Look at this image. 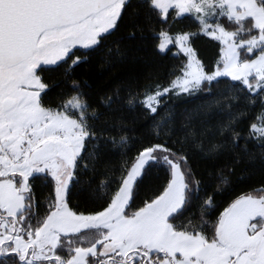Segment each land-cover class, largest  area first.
<instances>
[{
    "label": "snow or ice",
    "instance_id": "snow-or-ice-1",
    "mask_svg": "<svg viewBox=\"0 0 264 264\" xmlns=\"http://www.w3.org/2000/svg\"><path fill=\"white\" fill-rule=\"evenodd\" d=\"M184 20L194 30L170 31ZM146 31L158 54H183L179 65L90 103L74 69L98 53L100 71L124 70ZM199 36L218 46L210 68L193 46ZM47 66L63 69L71 92L49 96L58 82L45 81ZM190 98L200 102L188 107ZM222 100L227 118L209 125L201 117ZM125 108L155 117L147 138L130 139ZM190 149L207 161L210 192ZM257 168L264 0H0V264H264V182L212 217L215 197ZM194 202L199 214L185 215Z\"/></svg>",
    "mask_w": 264,
    "mask_h": 264
},
{
    "label": "trees",
    "instance_id": "trees-1",
    "mask_svg": "<svg viewBox=\"0 0 264 264\" xmlns=\"http://www.w3.org/2000/svg\"><path fill=\"white\" fill-rule=\"evenodd\" d=\"M169 21L172 20V16L169 15ZM161 27H166L161 23H157L155 25V29L158 32ZM183 27L184 30H194L189 20H184L182 24H173L171 26V30H175L176 28ZM109 39H112L111 37ZM157 41L153 38L151 32L145 33L144 38L137 39L132 42L134 46V52L136 60L132 62L131 60L126 62L124 70H112L111 72L100 71L98 69V64L100 62V56L98 53H92L87 64H81L79 67H76L72 73L73 78L77 79L81 82L83 91L89 102L92 103L96 100L97 96L101 92L108 91L114 87L117 82L125 81L130 83L133 87L138 82L143 84L144 76L146 72L151 69L153 72L157 74L160 79L166 80L168 78L169 70L176 65H179L183 56L174 57L172 51L167 52L166 54H158L157 51H154V44ZM125 43H128L125 41ZM193 46L198 52L199 58L205 64L206 67L210 68L214 62L215 56L217 54V44L214 41H211L210 38L199 36L193 38ZM79 54V53H78ZM49 71H45L41 73L43 75L46 82L57 81L58 84L54 85L49 92V96L55 95L60 87H63L66 91L71 92V88L69 84L62 79V68H57L55 66L49 67ZM226 79V78H225ZM86 81V83H84ZM223 91V87L220 89H216L215 86L213 88V92ZM225 95L227 93L225 92ZM200 97L207 98V93L199 94ZM200 102L199 98H190L187 104L188 107H192L194 104ZM226 101H221L222 111L213 108L212 112L207 117H201L202 119L206 118L209 125L215 126L218 122L224 121L228 115V109L224 108V104ZM235 103V102H234ZM185 105L182 103H177L176 110L179 112L180 108ZM260 108L259 100H257L254 107L249 110V119L243 121L242 124L238 125L241 129H246L248 123L251 118L258 114ZM124 118L129 122V126L127 128V134L130 139L135 140L140 136L148 137L149 130L152 125L153 118H149L146 115L141 113V110L137 108L135 111H129L127 108L124 109ZM179 119V118H177ZM146 142V141H145ZM249 148L256 151L259 154L260 145L249 143ZM135 151V148L132 149ZM113 160L118 159V152H113L110 154ZM189 157L191 161V166L196 172L198 177H203L205 180V184L207 186V191H212L215 186V182L213 179L207 177V161H205L201 154L198 151L193 149L189 150ZM85 176L89 175L88 173L84 174ZM247 176V174H246ZM83 178V177H82ZM95 182V180H94ZM264 182V172H261L258 168L255 169L250 177L245 179H234L233 183L228 191L223 194L217 195L215 197L217 201V208L212 213V217L214 218L218 211L232 198L236 195H239L241 192H247L251 188H259ZM75 191V189H74ZM46 192V189H42L40 186V182H36V195L37 197L42 196ZM71 203L75 204L76 199L70 198ZM144 199V194H141L137 197V200L134 201V206H136L140 201ZM189 213L199 214L196 203L194 202L192 205L188 207L185 212V215Z\"/></svg>",
    "mask_w": 264,
    "mask_h": 264
},
{
    "label": "rangeland",
    "instance_id": "rangeland-1",
    "mask_svg": "<svg viewBox=\"0 0 264 264\" xmlns=\"http://www.w3.org/2000/svg\"><path fill=\"white\" fill-rule=\"evenodd\" d=\"M183 56V54H181ZM47 67H52V66H47Z\"/></svg>",
    "mask_w": 264,
    "mask_h": 264
}]
</instances>
